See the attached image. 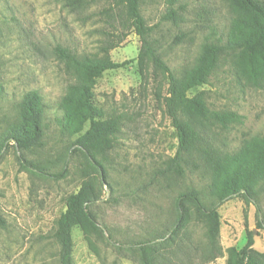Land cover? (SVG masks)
I'll list each match as a JSON object with an SVG mask.
<instances>
[{
	"label": "rangeland",
	"instance_id": "1",
	"mask_svg": "<svg viewBox=\"0 0 264 264\" xmlns=\"http://www.w3.org/2000/svg\"><path fill=\"white\" fill-rule=\"evenodd\" d=\"M108 6L72 11L62 0H0V264H62L58 220L67 198L89 183L93 222L80 215L73 227L71 264H142L143 246L150 247L156 264H233L232 249H242L249 232L255 237L253 255L264 264V181L252 201L238 195L219 206L215 242L206 218L194 211L175 230L181 193L196 189L211 201L214 173L202 154L204 143L221 156H237L264 137V79L255 85L242 63L253 50H225L209 82L191 91L204 92L210 108L244 118L226 128H199L205 142L182 151L183 176L166 171L180 145L166 113L168 79L152 64L143 79L142 41L135 32L110 52L114 61L130 63L95 82V105L117 121L115 140L93 158L71 147L77 137L61 133L56 118L71 78L55 49L100 53L107 34L116 33L102 14ZM141 12L151 28L149 40L177 77L190 72L207 39L216 40L215 30L226 34L244 14L231 0H141ZM260 50L264 54V45ZM32 91L44 97L51 124L44 145L8 141L3 147L19 103ZM26 161L43 166L47 175L23 167Z\"/></svg>",
	"mask_w": 264,
	"mask_h": 264
},
{
	"label": "trees",
	"instance_id": "2",
	"mask_svg": "<svg viewBox=\"0 0 264 264\" xmlns=\"http://www.w3.org/2000/svg\"><path fill=\"white\" fill-rule=\"evenodd\" d=\"M72 11L87 9L93 5L106 3L102 14L116 33H108L103 41L100 53L77 55L69 48L58 45L55 49L57 59L64 65L71 78L61 108L62 116L56 118L60 131L69 138L77 137L72 148L86 151L91 157L108 148L118 130L115 119H106L102 108L94 103L96 78L106 71L117 70L127 66L130 61L116 62L110 52L118 48L129 35L135 32L142 41L139 63L143 79L148 78V67L168 79V90L165 98L166 113L172 121L179 138V149L176 156L166 168L167 172L180 176L185 174L182 151L191 152L201 141L205 142L199 128L220 125L224 128L233 123H242L243 116L233 111H218L207 104L204 92L191 96V91L209 82L212 74L221 62L222 53L234 48L251 49L254 52L242 59L243 70L247 78L255 85L264 79V54L260 47L264 45V1L231 0L244 14L235 19L226 34L213 32V38L207 39L202 47L195 65L184 77H177L158 54L149 40L151 28L141 12V0H62ZM3 87L0 85V95ZM186 118L191 120L187 121ZM89 124V129L84 132ZM50 122L46 115L44 97L38 91H32L23 97L18 106L15 122L9 127L5 143L14 142L16 146H43ZM204 143L202 154L214 173L211 185V201L208 203L202 193L196 189L181 193L176 201L178 217L175 230L184 227L192 219V213L206 218L207 234L215 242L220 233L221 215L219 206L226 201L243 195L252 201L256 187L264 181V137L251 141L246 150L237 156H221ZM23 167L47 175L43 166L26 161ZM91 184H86L77 193L67 198V209L58 220L55 237L61 247V263L71 264L73 253L72 230L79 222L80 215L88 222H93L89 211L91 203L89 194ZM260 224L262 222L260 221ZM174 230V231H175ZM144 243H142L143 245ZM255 237L249 232L247 244L240 250L232 249L233 264H261L253 255ZM142 264H156L150 259V247L142 248Z\"/></svg>",
	"mask_w": 264,
	"mask_h": 264
}]
</instances>
